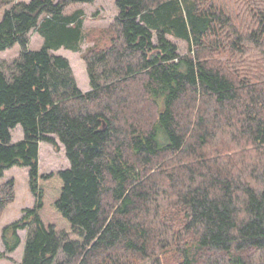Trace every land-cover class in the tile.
Wrapping results in <instances>:
<instances>
[{"label": "trees", "instance_id": "1", "mask_svg": "<svg viewBox=\"0 0 264 264\" xmlns=\"http://www.w3.org/2000/svg\"><path fill=\"white\" fill-rule=\"evenodd\" d=\"M94 2L0 0V53L21 47L0 69V179L27 167L36 202L1 257L27 230L21 264H264V0H115L84 93L52 51H81L84 12L67 9ZM56 139L71 167L40 174ZM15 199L0 185V215Z\"/></svg>", "mask_w": 264, "mask_h": 264}, {"label": "rangeland", "instance_id": "2", "mask_svg": "<svg viewBox=\"0 0 264 264\" xmlns=\"http://www.w3.org/2000/svg\"><path fill=\"white\" fill-rule=\"evenodd\" d=\"M30 2L31 0H15V2ZM59 1V0H56ZM82 9L85 13V32L87 38L81 46L80 52H71L61 50L55 52L56 55L66 57L71 65L73 74L77 80L79 87L85 91L89 87V77L86 64L82 58L83 53L90 47L98 43V46H105L109 41L111 27L114 23L118 10L115 5V0H95L93 4H75L67 9V13ZM5 9H0V20L3 18ZM180 47V53L188 52L186 42L175 40ZM44 45V38L37 31H33L30 35L29 49L38 51ZM21 52L20 45H15L13 48L0 53V69L6 71L14 59ZM24 139V131L21 125L12 130V142L17 143ZM56 144L46 142L40 143L39 148V172L40 174H50L60 170H66L71 167L68 160L64 145L56 139ZM11 180L15 182L16 199L10 204L5 211L0 215V264H21L25 251L26 240L29 237L27 230L19 231V236L22 243L14 253H5L4 257L1 254L5 252L2 241L3 229L21 219L23 210L33 208L35 206V198L30 189L29 169L27 167L14 166L5 172L4 177L0 179V185H3ZM42 218L47 224H55L60 227L61 221L59 216L49 207L42 212Z\"/></svg>", "mask_w": 264, "mask_h": 264}, {"label": "crops", "instance_id": "3", "mask_svg": "<svg viewBox=\"0 0 264 264\" xmlns=\"http://www.w3.org/2000/svg\"><path fill=\"white\" fill-rule=\"evenodd\" d=\"M78 10H82V9H78ZM75 11H77V10H75ZM74 12V11H73ZM72 13V12H71ZM83 18H84V28H85V22H86V17H85V13H84V16H83ZM33 32V31H32ZM31 32V33H32ZM31 35V34H30ZM82 46V45H81ZM61 50H65V51H71V50H67V49H65V48H62V49H60L59 51H52V53L54 54L55 52H60ZM71 52H73V51H71ZM74 53H76V52H74ZM54 55H56V54H54ZM57 56H61V55H57ZM64 57V56H63ZM66 58V57H65ZM86 64V63H85ZM86 66V65H85ZM87 68V67H86ZM88 73V72H87ZM79 86V85H78ZM80 88V87H79ZM81 89V88H80ZM81 91L82 92H84V93H87V92H89V91H91V86H90V81H89V87L85 90V91H83L82 89H81Z\"/></svg>", "mask_w": 264, "mask_h": 264}]
</instances>
